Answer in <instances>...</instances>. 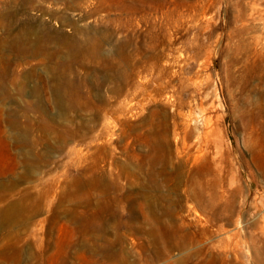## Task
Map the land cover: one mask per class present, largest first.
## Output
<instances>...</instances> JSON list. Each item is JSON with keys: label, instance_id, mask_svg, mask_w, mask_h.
Instances as JSON below:
<instances>
[{"label": "rangeland", "instance_id": "obj_1", "mask_svg": "<svg viewBox=\"0 0 264 264\" xmlns=\"http://www.w3.org/2000/svg\"><path fill=\"white\" fill-rule=\"evenodd\" d=\"M262 227L264 0H0V264H264Z\"/></svg>", "mask_w": 264, "mask_h": 264}, {"label": "bare ground", "instance_id": "obj_2", "mask_svg": "<svg viewBox=\"0 0 264 264\" xmlns=\"http://www.w3.org/2000/svg\"><path fill=\"white\" fill-rule=\"evenodd\" d=\"M234 223V222H233ZM237 224V222L235 223V225ZM234 225V226H235ZM263 228V227H262ZM264 229V228H263ZM263 233V232H262ZM232 236H233V234H232ZM236 238V233H234V236L233 237H230V239H235ZM236 243H237V241L236 240H234V243L232 242V243H230L229 244V246L227 247V249H228V251H231L232 252V257H233V259H235V261H236ZM237 244H239V243H237ZM238 248H239V246H238ZM222 256H224V257H222L223 258V260H227L226 258H225V255H222ZM226 256H228V255H226ZM225 262V261H224Z\"/></svg>", "mask_w": 264, "mask_h": 264}]
</instances>
